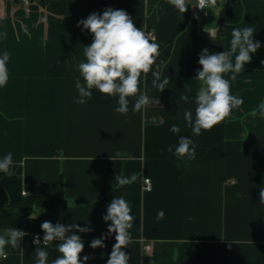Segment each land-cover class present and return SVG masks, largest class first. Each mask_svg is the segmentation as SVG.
Returning <instances> with one entry per match:
<instances>
[{"label": "crops", "instance_id": "1", "mask_svg": "<svg viewBox=\"0 0 264 264\" xmlns=\"http://www.w3.org/2000/svg\"><path fill=\"white\" fill-rule=\"evenodd\" d=\"M188 4L181 14L167 0H32L28 8L0 0V55L9 54V79L0 87V159L13 156V174L0 172V206L20 207L26 197L45 194L60 200L25 220L21 247L6 246L0 264H36L32 237L44 236L45 221L90 222L91 232L75 233L85 245L81 259L107 264L116 241L114 233L107 235L111 221L102 217L115 197L129 203L134 217L131 243L122 249L128 264H264V118L251 115L264 102V1H210L206 15L195 0ZM109 7L126 11L136 27L155 37L157 63L165 62L161 80L169 78L162 91L153 86L151 72L142 75L149 104L133 111L130 97L126 115L115 111L118 97L96 89L85 104L74 102L75 81L83 83L77 66L93 41L78 22ZM245 27L253 28L261 47L230 81L232 94L244 103L194 135L183 114L191 110L195 116L199 56L205 48L230 52L232 30ZM184 95L188 103L179 99ZM173 124L179 133L170 131ZM180 136L194 142L195 159L167 150ZM132 174L135 182L117 186L116 175ZM145 179L151 191L144 189ZM160 210L165 215L158 220ZM105 236V247H90ZM58 243L44 249L48 264L60 255Z\"/></svg>", "mask_w": 264, "mask_h": 264}, {"label": "clouds", "instance_id": "2", "mask_svg": "<svg viewBox=\"0 0 264 264\" xmlns=\"http://www.w3.org/2000/svg\"><path fill=\"white\" fill-rule=\"evenodd\" d=\"M167 2L177 9L181 14L188 8V0H167ZM215 5L216 0H211ZM209 0H198L196 6L206 9ZM39 22H45L41 18ZM93 36V41L89 46L84 47L85 59L78 64L80 78L75 81L78 91V98L74 101L77 104H85L91 99L93 89L108 97H118V107L115 111L126 115L129 111V98H134L133 111H140L149 104L147 90L141 91L140 82L151 72L153 76V86L162 91L169 83V78L161 80V69L165 67V62L161 60L157 63L160 55L159 45L154 38H150L142 28L136 27L133 19L124 10H114L106 8L103 14L92 13L87 19L78 22ZM24 31L27 32V27ZM217 29L216 31H218ZM214 39L216 32H208ZM230 52L210 54L205 48L199 56L198 63L202 70H198L196 79L200 82V87L195 95V116L191 110H185L183 119L187 126L191 128L194 135H200L202 130H210L215 125L224 121L232 114L234 109H238L243 103V99L231 92L230 81H235L237 76L245 70V66L251 62L252 55L261 47L259 41H254V30L252 27L234 28L231 33ZM233 54H235L233 62ZM9 54L4 52L0 55V87H4L9 79L7 62ZM231 73L230 79L225 78V74ZM188 103L187 95L179 98ZM259 114L264 118V102H261L258 109H254L251 115ZM172 133H179V126L173 124L170 128ZM178 159H195L194 142L186 137L180 136L177 144L169 145L167 149ZM13 156L6 154L0 159V172L9 176L13 173ZM137 180V175L130 177L116 175L115 182L118 187L130 185ZM239 195V194H237ZM260 203L264 204V188L259 192ZM165 213L158 211L157 219H163ZM105 222L111 221L108 226V234H115L116 243L113 245L107 264H128L129 255L122 249L131 243V229L134 217L131 215V207L123 197H115L107 205V214L104 215ZM30 219H33L30 217ZM44 232L43 245L37 247L36 264H48L49 253L44 250L53 241H59L57 250L60 255L51 261V264H86L91 259L83 256L84 242L80 235L75 234L89 233L93 229L90 226L81 227L76 223L62 225L52 224L45 221L41 224ZM27 233L15 228H8L5 235H0V257L6 258L5 248H20L21 241ZM96 238L90 243V247L96 249L105 247L104 239ZM33 242L37 245L41 243L39 236L34 237Z\"/></svg>", "mask_w": 264, "mask_h": 264}, {"label": "trees", "instance_id": "3", "mask_svg": "<svg viewBox=\"0 0 264 264\" xmlns=\"http://www.w3.org/2000/svg\"><path fill=\"white\" fill-rule=\"evenodd\" d=\"M57 195L45 194L37 197H26L20 207L0 206V231L8 228L22 229L25 220L38 209L49 203L59 202Z\"/></svg>", "mask_w": 264, "mask_h": 264}, {"label": "built area", "instance_id": "4", "mask_svg": "<svg viewBox=\"0 0 264 264\" xmlns=\"http://www.w3.org/2000/svg\"><path fill=\"white\" fill-rule=\"evenodd\" d=\"M21 3H23L24 4V6H26L27 8L28 7H30V5H31V2H32V0H19ZM210 1L211 0H209V5H210ZM264 1V0H263ZM195 2H196V5L198 4V0H195ZM209 5H208V7H209ZM197 9H198V11L199 12H201V13H203L204 15H206L207 14V11H206V9H200V8H198L197 7ZM150 38H154L155 39V37L153 36V35H151V34H147ZM144 189L146 190V191H151V189H152V183H151V180L150 179H145L144 180ZM24 194V196L25 195H27L26 193H23ZM61 224V223H60ZM63 225V224H62ZM36 236H39V238H40V241H41V243L39 244V245H37V244H35L34 242H33V240H34V237H36ZM32 245L33 246H35V247H41V246H44L43 245V236L41 235V234H34L33 235V237H32ZM50 245V243L47 245V246H49Z\"/></svg>", "mask_w": 264, "mask_h": 264}]
</instances>
